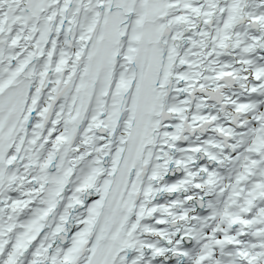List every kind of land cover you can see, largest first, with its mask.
<instances>
[{
  "label": "snow or ice",
  "instance_id": "snow-or-ice-1",
  "mask_svg": "<svg viewBox=\"0 0 264 264\" xmlns=\"http://www.w3.org/2000/svg\"><path fill=\"white\" fill-rule=\"evenodd\" d=\"M0 264H264V0H0Z\"/></svg>",
  "mask_w": 264,
  "mask_h": 264
}]
</instances>
